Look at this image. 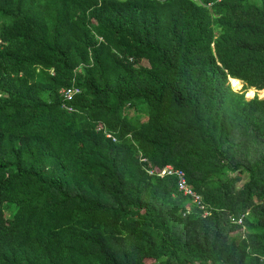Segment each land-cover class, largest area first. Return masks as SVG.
<instances>
[{
    "label": "trees",
    "instance_id": "16d2710c",
    "mask_svg": "<svg viewBox=\"0 0 264 264\" xmlns=\"http://www.w3.org/2000/svg\"><path fill=\"white\" fill-rule=\"evenodd\" d=\"M245 89L264 94V0H0V264H264ZM165 164L203 209L143 169Z\"/></svg>",
    "mask_w": 264,
    "mask_h": 264
},
{
    "label": "built area",
    "instance_id": "2783aa9c",
    "mask_svg": "<svg viewBox=\"0 0 264 264\" xmlns=\"http://www.w3.org/2000/svg\"><path fill=\"white\" fill-rule=\"evenodd\" d=\"M219 1V0H215ZM79 91L76 87L71 88H61L59 89L58 93L60 95L61 99V106L66 111H71L72 107L67 104V101L71 99L73 94L77 93ZM101 125L97 126V129H100ZM105 137H111L109 132H105ZM146 159L144 157H139L140 162H144ZM143 169H145L146 173L148 175H155L158 177H164V176H171L173 177L175 181V185L177 188V191H180L184 196H190L191 200L198 206L199 208L203 209V205L200 204V196L197 194L186 182L185 173L181 168L174 167L171 164H165L162 167H145L143 166ZM230 221L233 223H241V217L234 218L230 217Z\"/></svg>",
    "mask_w": 264,
    "mask_h": 264
},
{
    "label": "rangeland",
    "instance_id": "374dc122",
    "mask_svg": "<svg viewBox=\"0 0 264 264\" xmlns=\"http://www.w3.org/2000/svg\"><path fill=\"white\" fill-rule=\"evenodd\" d=\"M142 62L145 63V61H142ZM230 84H231V83H230ZM231 88H232V86H231ZM250 89H251V88H250ZM233 90H234V89H233ZM239 90H241V87H240L239 89H236V91H239ZM248 90H249V89H245V90H244V97L247 98V99H248V98H251L254 94H256V95H257L258 97H260V98L264 97V94L260 93L259 90H254V89H252V90H253V93H252L251 96H246ZM109 134L111 135V137H107V138H110L111 141H115V136H114L111 132H109Z\"/></svg>",
    "mask_w": 264,
    "mask_h": 264
},
{
    "label": "clouds",
    "instance_id": "9594fccd",
    "mask_svg": "<svg viewBox=\"0 0 264 264\" xmlns=\"http://www.w3.org/2000/svg\"><path fill=\"white\" fill-rule=\"evenodd\" d=\"M61 88H71V87H61ZM60 88V89H61ZM59 91V90H58ZM58 91H57V94H58V96H59V98H60V95H59V93H58ZM78 93V92H77ZM74 95V94H73ZM60 101H61V99H60ZM67 104H68V102H67ZM60 105H61V102H60ZM69 105V104H68ZM71 106V105H70ZM62 107V106H61ZM63 108V107H62ZM64 109V108H63ZM69 112V111H68ZM98 125H101V128L100 129H103L104 127L102 126V124L101 123H99ZM97 125V126H98ZM97 126H96V130H99V129H97ZM104 136H105V134H104Z\"/></svg>",
    "mask_w": 264,
    "mask_h": 264
}]
</instances>
